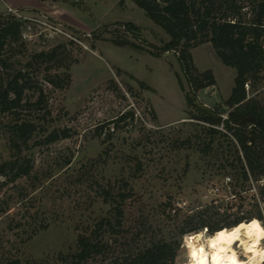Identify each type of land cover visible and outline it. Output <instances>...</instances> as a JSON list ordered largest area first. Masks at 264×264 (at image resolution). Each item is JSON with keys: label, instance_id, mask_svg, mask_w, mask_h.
Instances as JSON below:
<instances>
[{"label": "rangeland", "instance_id": "1", "mask_svg": "<svg viewBox=\"0 0 264 264\" xmlns=\"http://www.w3.org/2000/svg\"><path fill=\"white\" fill-rule=\"evenodd\" d=\"M57 1L72 6L61 20L42 12L16 10L30 20L0 12L24 20L21 38L5 55L10 73L20 69L31 80L21 114L36 125L25 145L12 148L6 126L14 116L0 113V163L24 157L32 164L28 175L0 185V262L69 264L66 256L75 252L77 235L115 213L108 198L116 193L131 194L120 205L121 231L102 236L116 254L176 239L177 222L197 208H208L210 220L219 222L241 212L246 218L256 215L255 197L245 195L250 180L241 186L226 165L235 163L232 147L219 137L213 151L203 150L204 125L194 118L199 106L223 116L229 109L224 101L235 71L222 64L211 44L190 49L196 69L210 70L214 84L196 92V107L187 106L188 88L172 51L154 56L114 44L127 40L156 51L169 40L132 0ZM126 22L138 27L137 37L124 30ZM53 48L55 66L32 58ZM50 77L56 84L47 82ZM250 83L247 96L264 108V73ZM40 95L42 103L31 105ZM126 113L131 116L118 121ZM54 128H67L69 137L44 142ZM103 189L112 195L105 198ZM225 197L234 199L225 203ZM168 204L178 216L168 212ZM95 258L90 264L99 263Z\"/></svg>", "mask_w": 264, "mask_h": 264}, {"label": "trees", "instance_id": "2", "mask_svg": "<svg viewBox=\"0 0 264 264\" xmlns=\"http://www.w3.org/2000/svg\"><path fill=\"white\" fill-rule=\"evenodd\" d=\"M132 2L143 10L146 17L164 30L169 40L161 47L155 48L156 51L147 50L127 40H115L114 44L145 50L154 56L172 51L188 88L184 94L187 106L196 107L194 104L196 92L214 84L210 70L199 71L194 66L191 48L209 42L222 64L234 69L233 85L224 101V105L229 107L225 116L221 112L199 106L195 108L194 118L204 125L206 138L202 141L203 150L213 151L215 139L221 137L232 147L235 163L227 162L226 165L233 171L232 175L240 181L241 186L250 178L258 181L264 176V108L255 99L247 96L246 83L251 85L250 81L255 82L264 73V0H132ZM245 5H248V11L242 10ZM23 22L24 20L16 18L13 14L0 13V113L14 116L15 120L6 126L8 141L12 148H18L20 144L25 145L36 130L35 123L21 114L26 104L23 102L24 90L30 87L31 80L27 77V72L20 69L10 73L9 56L5 55L11 49L10 44L21 38ZM122 26L126 32L137 37L136 25L126 22L122 23ZM55 57V48L32 55L34 60L51 62L53 66ZM68 76L67 74L65 77L66 81L69 80ZM46 79L48 83L56 84L51 77ZM178 81L183 90L180 78ZM41 103L40 95L31 105L37 106ZM126 116L131 114H121L118 121L124 120ZM69 135L67 128H54L46 133L43 141L51 143ZM31 168L30 159L24 157L1 162L0 185L28 175ZM227 177L231 179L230 176ZM102 192L105 198L112 195L109 189H103ZM260 194L263 199L264 188H260ZM116 195L117 198L113 196L108 198L110 203H115L113 216L100 219L91 232L77 235L75 252L66 256L69 264H90L95 257H99L98 264H174L179 247L177 238L159 239L141 250H129L121 254L112 252V244L102 240V236L105 233L117 234L121 231L117 228L121 226L120 205L131 196L128 192ZM168 205V212L171 211L174 217L178 216L179 210L172 208V204ZM208 210L197 208L190 214H185L176 224L177 237L184 231L204 224L216 229L221 222L211 221ZM256 215H259V212ZM245 218L239 216L223 223L230 225ZM125 229L128 233L132 232L130 227ZM99 232L101 235L97 234ZM134 235L137 236L138 232ZM0 264L21 262L14 258Z\"/></svg>", "mask_w": 264, "mask_h": 264}, {"label": "clouds", "instance_id": "3", "mask_svg": "<svg viewBox=\"0 0 264 264\" xmlns=\"http://www.w3.org/2000/svg\"><path fill=\"white\" fill-rule=\"evenodd\" d=\"M250 183L252 187L245 195L255 197L259 215L230 225L221 222L216 229L204 224L184 231L177 237L179 248L174 264H264V199L256 186L264 188V177L258 181L250 178ZM232 199L225 197V203ZM225 211L223 207L218 209L221 216Z\"/></svg>", "mask_w": 264, "mask_h": 264}, {"label": "crops", "instance_id": "4", "mask_svg": "<svg viewBox=\"0 0 264 264\" xmlns=\"http://www.w3.org/2000/svg\"><path fill=\"white\" fill-rule=\"evenodd\" d=\"M0 12L11 8L13 10H20L25 13L42 12L55 20H61L64 15L62 12H68L72 6L64 1L51 0H0Z\"/></svg>", "mask_w": 264, "mask_h": 264}, {"label": "built area", "instance_id": "5", "mask_svg": "<svg viewBox=\"0 0 264 264\" xmlns=\"http://www.w3.org/2000/svg\"><path fill=\"white\" fill-rule=\"evenodd\" d=\"M8 11H12L16 16H18V17H22L24 20H28V19L30 20V19H32V18L27 17V16H22L21 14L17 13L16 10H13V9H11V8H8ZM40 23H42V22H40ZM42 24H44V23H42ZM52 29H53L54 31H56V32H59V33L65 34V33L62 32L59 28L52 27ZM65 35H67V34H65ZM67 36H69V35H67ZM69 37H70V36H69ZM246 87H247V84H246ZM226 179L229 181V177H226ZM172 212H174V209L172 210Z\"/></svg>", "mask_w": 264, "mask_h": 264}]
</instances>
